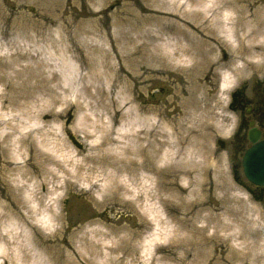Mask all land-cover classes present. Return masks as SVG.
I'll return each mask as SVG.
<instances>
[{
	"label": "bare ground",
	"instance_id": "obj_1",
	"mask_svg": "<svg viewBox=\"0 0 264 264\" xmlns=\"http://www.w3.org/2000/svg\"><path fill=\"white\" fill-rule=\"evenodd\" d=\"M32 1L40 10V20H27L19 28L34 35L26 37L29 43L15 45L17 51L11 56L14 60L0 63V81L9 88V93L0 94L2 104L26 108V103L42 92L52 96L54 107L65 101L67 85L74 87V81L80 79L90 95L86 105H81L82 110L99 106L97 98L101 97L103 110L111 108L115 117L121 114L124 125L114 133V117L109 118L112 124H105L100 117L84 113L70 129L63 116H41V109L36 116L24 113L28 124L19 122L22 116L10 119L16 125L10 133L0 135V229L6 227L4 232L0 230V241L8 248L0 250V258L9 264L138 263L135 241L141 224L135 217L128 216L130 222L124 225H107L101 219H93L87 226L73 228L66 223L64 198L58 193L65 191L66 199L80 191L97 193L98 198L93 199L96 212L92 216L101 218L103 207L119 210L122 194L132 195L133 189L141 185L143 195L152 193L151 198L163 206L171 201L187 202L186 207L175 209L180 225L172 233L179 248L186 247L194 254L189 264H256L257 258L245 252L247 248L235 251L229 244L247 238L248 232H236L233 223L235 218L248 220L247 212L241 207L236 196L238 188L217 152L206 143L210 144L212 130L220 126L208 117L217 98L208 89L214 77L218 73L223 75L220 99L255 78L264 79V5L255 3L254 7L253 3L264 0H143L158 9H149L154 15L144 19L151 21L154 28L140 35L133 33L143 28L142 21L134 19L131 29L115 34V56L102 46L92 45L93 67H89L94 71L80 77L77 73L81 69L75 61L78 58L74 53L69 55L74 46L66 43L61 47L52 36L54 31L47 27L59 24L58 29L64 30L74 18H66L69 11H59L58 0ZM82 14L92 13L84 9ZM129 22V17L122 21ZM98 23L105 27L103 22ZM95 28L86 32L93 34ZM99 39L102 43L110 41L114 50L109 35L102 34ZM40 41L47 42L55 56L43 59L46 46ZM62 53L59 67L64 78L51 71L53 66L57 68L55 57ZM103 68L110 74L103 72ZM112 71L116 80L112 82L114 90L126 80L136 88L144 85L150 94L146 102L153 103L150 85L160 81L171 84L173 94L165 106L134 105L131 87L127 85L125 89L120 84L116 96L111 92L109 100L104 86ZM157 116L160 121L155 123ZM166 116L168 123H162ZM69 130L80 137L79 141L68 137ZM6 141L7 147L1 149ZM156 162L172 170L166 172ZM159 169L166 176L156 177L154 194L146 182ZM142 193L139 191L137 201L143 198ZM41 215L48 218H40L41 225L54 229L50 236L40 237L33 232L30 221ZM154 220L165 224L159 216ZM183 243L186 246L182 247ZM153 245L145 246V251L150 253ZM167 252L170 256L177 254L173 249ZM186 253H178L171 261L179 262L177 258L182 259L180 255ZM167 256L164 259L170 260Z\"/></svg>",
	"mask_w": 264,
	"mask_h": 264
},
{
	"label": "rangeland",
	"instance_id": "obj_2",
	"mask_svg": "<svg viewBox=\"0 0 264 264\" xmlns=\"http://www.w3.org/2000/svg\"><path fill=\"white\" fill-rule=\"evenodd\" d=\"M255 3L263 4L264 1H254ZM150 4L146 3L143 0H58L57 8L59 11L66 10L69 11V14L66 18L71 19L74 18L73 22L70 23V27H66L64 30H59V24L50 25L47 24V27L50 28L51 31H54L53 37L57 39L60 43V46H65L66 43L68 45L74 46L73 52L69 55H74L78 58L75 59L76 65L78 68L81 69V72H78V77L88 76L90 71H94V68H90L91 66V58L93 52L91 51L92 45L102 46L105 51H109L112 56H115L116 51V41H115V34L120 32H127L131 29L134 23V19L142 21L143 28L140 30H134L133 33L138 35L143 34L149 29L154 28L152 22L145 21L144 19H148L154 15L149 12V9L158 10L154 7H150ZM87 9L92 14H82V10ZM40 10L37 7V4L32 0H0V63H9L14 58L11 57L17 51L16 46H23L25 43H29L27 36H30L32 33L26 34L21 26V23L30 20L32 22L40 20ZM130 18L131 22L129 23H122L123 20ZM103 22L105 27L103 28L98 22ZM97 27L96 32L93 34H88L86 31L91 29L92 27ZM48 31L44 32L42 35L47 37L46 34ZM110 36L114 50L112 47V43L110 41H105L104 43L101 42L99 39L101 35ZM34 35V33H33ZM62 36V38L60 37ZM40 37V36H39ZM41 40V39H39ZM224 40V39H222ZM41 42V41H40ZM47 42H41V45H45L46 48L42 51L43 55L41 56L43 59H48L49 56L54 54L55 52L52 48L47 47ZM16 45V46H15ZM32 45V44H30ZM76 50V53L74 52ZM221 54V52H220ZM62 55L55 57L56 67H52L51 71L56 72L60 77L61 71H63L59 64L62 66ZM101 58V57H100ZM114 59V58H113ZM229 60V56L226 57V61ZM114 62L116 64L119 63L118 59L115 58ZM21 64H26L25 62H21ZM18 66H16L17 68ZM93 67V66H91ZM20 69V68H17ZM103 72L106 71L110 74V71L107 68H103ZM2 72L0 71V76ZM223 75L218 73L214 79L213 83L208 85V89L210 90L212 96H216L213 104V110L211 112V116H208L210 119H213V123L217 122L220 124L217 128L215 127L211 135L210 144L207 142L206 144L211 149H214L217 152L218 158L221 160V163L224 165V168L228 172V175L231 181L237 186L238 191L236 192V196L239 198L241 202V207L244 206L247 215L245 218L248 220L243 219L240 217L236 220L234 219V227L236 232H240L245 229L248 232L247 238L238 239V241H230L229 244L234 248L235 251H244L245 248L249 254L253 255L257 258L256 264H264V202H261L260 199L256 198L259 194L256 193L257 190L247 181L245 175L242 170V154L235 149L234 146L231 145V136L235 131L236 126V114L231 111L230 105L232 101V97L234 94H242L244 98H248L251 94L255 95L259 93V97L263 96L264 98V79L255 78L245 86H238L236 89L230 91L228 94L222 96L220 99L221 93L219 92V83L221 81V77ZM114 71H112V76L107 85L104 86V90L108 93V97L110 100V93L113 92L114 96H116V91L120 88V84H122L125 89H127V85H129L130 93L133 100V104L135 105H143L148 106L152 105L155 107L158 106H165L167 99H169L173 94V89L171 84H166L160 81H153L151 82V91L154 96V102H146V100L150 97L148 93L149 89H145L144 85L139 87H135V85L131 82L126 80V82L119 83V87L114 90L113 83H116ZM64 78V77H62ZM113 82V83H112ZM126 83V84H125ZM66 94L64 93V102H60L56 104L54 107H51V95L46 93H38L35 95V99H32L26 103V108H20L18 106H10L8 103L2 104L0 100V135L5 133H10L11 128L16 125V122L10 120L13 116H22L19 119V122H24L23 124H28L24 120V113H32L29 116H36L40 111L36 112L37 110H43L41 116H63L62 120L66 122L67 127L70 129L75 126L76 120L79 116H83L84 113H88L89 116H97L100 117L101 120L106 124H112L110 122V116L115 118L114 124H112L114 133H117L118 129L122 128L124 125L123 120L119 117L121 114L117 115L116 117L113 116L112 109L109 108L107 110H103L101 106L102 98L99 99V106L96 108L85 107L82 110V106H85L86 103L90 99L89 92H87L83 88V83L79 79L78 81H74V87L67 85ZM68 89V90H67ZM134 89V90H133ZM262 90V92H260ZM95 92V90L93 89ZM60 92V90H59ZM103 92V91H102ZM1 93H9V88L0 81V94ZM106 96L103 94V99ZM152 99V98H151ZM49 105V107H47ZM46 106V107H45ZM69 108H72L69 110ZM27 109H31V111L27 112ZM169 109H172L170 106ZM180 108H177V112H179ZM171 115L170 117H172ZM167 118H163L161 121L162 123H168ZM49 118V117H48ZM9 121V123H7ZM160 121V117L157 116L155 119V123ZM7 123V124H6ZM111 126V125H110ZM211 130V129H210ZM72 135V136H71ZM74 132L69 130L68 137H74L78 141L80 137H75ZM62 137H65L62 135ZM6 141L4 144L1 145V149H5L7 147ZM155 165L161 169H165L166 172L171 171L169 166L165 164H161L156 162ZM159 171L153 175L149 182H146L147 187L153 190V193H156V177H164L166 176L163 171ZM165 172V173H166ZM168 174V173H167ZM155 176V177H154ZM123 180L126 181V178L123 177ZM87 187V185H84ZM139 191L141 192V185L135 187L133 189L132 195H127L125 193L122 194V206L119 210L115 211L112 209H108L106 207L102 208L103 215L101 218H97V216H92L95 213V203L94 198H98L97 193H90L86 194L80 191L79 193H74L71 195L70 199H66L65 191H61L58 194L64 198L63 204L65 207V214L67 216L66 223L72 224L73 228L78 226L84 225L87 226L89 221L93 219H101L107 225H116L117 223L120 225L127 224L129 221L128 216L135 217V221L141 224L140 235L136 238V244L138 246L137 253L138 257H140V261L136 264H189L193 260V255L189 253L185 248H179L178 243L174 240L173 231L179 227L180 218L178 216L177 211L181 208L186 207L187 202L183 200V202H175L171 201L167 203V205H162L161 202L157 199H152V193L147 196L143 195V198H140L139 201L136 200L137 196L139 195ZM255 192V193H254ZM235 204V203H234ZM94 206V207H92ZM237 206V204L235 205ZM177 209V211H175ZM59 212V211H58ZM221 213V212H220ZM155 216H159L160 220L165 222L164 225L160 223V221L156 222L154 220ZM41 221H47V217L44 215L34 219L32 222L30 221V225L34 226V231L40 237L47 236L54 231L45 229L39 219ZM65 223V224H66ZM6 227L4 226L0 230L4 232L3 229ZM212 232V231H211ZM53 234V233H52ZM150 243L154 244L151 252L148 253L145 251V246L150 245ZM240 243L242 245H240ZM254 244V246H252ZM182 247L186 246L185 243L181 244ZM169 246V247H167ZM172 246V247H171ZM155 247L158 248V251L155 250ZM175 250L178 253L184 251L187 252L180 259L179 262L171 261V259L176 258V255L170 256V252L167 250ZM190 248V247H189ZM6 249L7 246L3 241H0V250ZM155 250V252H154ZM9 251V250H8ZM11 252V251H10ZM169 256L170 260H165V256ZM167 256V257H168ZM8 261L5 263L3 258H0V264H9ZM22 264V262H18Z\"/></svg>",
	"mask_w": 264,
	"mask_h": 264
},
{
	"label": "flooded vegetation",
	"instance_id": "obj_3",
	"mask_svg": "<svg viewBox=\"0 0 264 264\" xmlns=\"http://www.w3.org/2000/svg\"><path fill=\"white\" fill-rule=\"evenodd\" d=\"M258 95L244 98L242 94H236L230 106L237 116L231 145L240 153L253 146L251 137L258 136L259 142L264 141V98ZM256 193L264 201V187L258 188Z\"/></svg>",
	"mask_w": 264,
	"mask_h": 264
},
{
	"label": "water",
	"instance_id": "obj_4",
	"mask_svg": "<svg viewBox=\"0 0 264 264\" xmlns=\"http://www.w3.org/2000/svg\"><path fill=\"white\" fill-rule=\"evenodd\" d=\"M244 172L256 185H264V149L255 147L244 158Z\"/></svg>",
	"mask_w": 264,
	"mask_h": 264
}]
</instances>
